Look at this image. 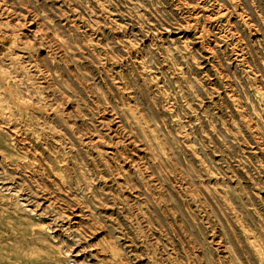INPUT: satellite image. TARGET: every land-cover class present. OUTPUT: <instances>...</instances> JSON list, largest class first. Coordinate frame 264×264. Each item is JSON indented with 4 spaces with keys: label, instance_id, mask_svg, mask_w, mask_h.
<instances>
[{
    "label": "rangeland",
    "instance_id": "374dc122",
    "mask_svg": "<svg viewBox=\"0 0 264 264\" xmlns=\"http://www.w3.org/2000/svg\"><path fill=\"white\" fill-rule=\"evenodd\" d=\"M0 26V264H264V0Z\"/></svg>",
    "mask_w": 264,
    "mask_h": 264
},
{
    "label": "bare ground",
    "instance_id": "6f19581e",
    "mask_svg": "<svg viewBox=\"0 0 264 264\" xmlns=\"http://www.w3.org/2000/svg\"><path fill=\"white\" fill-rule=\"evenodd\" d=\"M6 13V12H5ZM12 13V12H11ZM1 27V26H0ZM7 29V28H6ZM21 31V30H20ZM15 32V31H14ZM32 34V33H31ZM19 42V41H18ZM24 43V42H23ZM18 53V52H17ZM104 64V63H103ZM12 80V79H11ZM89 85V84H88ZM49 108V107H48ZM18 109V108H17ZM10 111V110H9ZM74 111V110H73ZM76 114V113H75ZM102 128V127H101ZM49 133V132H48ZM250 133V132H249ZM252 135V134H251ZM103 147V146H102ZM17 148V147H16ZM112 148V147H111ZM67 149V148H66ZM102 160V159H101ZM18 163V162H17ZM94 171V170H93ZM59 179V178H58ZM30 181V180H29ZM98 183V182H97ZM175 190V189H174ZM34 196V195H33ZM230 217V216H229ZM69 219V218H68ZM7 222V221H6ZM65 226V225H64ZM126 243V242H125ZM51 245V244H50ZM128 253V252H127ZM13 262V261H12Z\"/></svg>",
    "mask_w": 264,
    "mask_h": 264
}]
</instances>
